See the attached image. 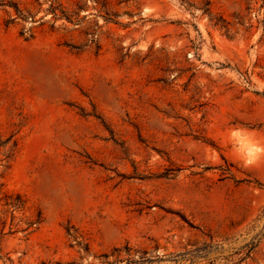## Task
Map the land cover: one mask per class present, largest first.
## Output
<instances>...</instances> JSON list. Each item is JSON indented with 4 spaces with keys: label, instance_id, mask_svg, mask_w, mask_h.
<instances>
[{
    "label": "rangeland",
    "instance_id": "1",
    "mask_svg": "<svg viewBox=\"0 0 264 264\" xmlns=\"http://www.w3.org/2000/svg\"><path fill=\"white\" fill-rule=\"evenodd\" d=\"M0 264H264V0H0Z\"/></svg>",
    "mask_w": 264,
    "mask_h": 264
}]
</instances>
